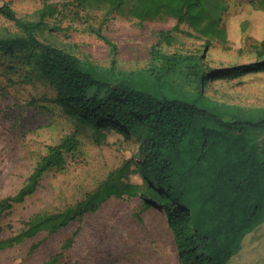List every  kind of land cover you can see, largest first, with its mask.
<instances>
[{"label":"trees","instance_id":"16d2710c","mask_svg":"<svg viewBox=\"0 0 264 264\" xmlns=\"http://www.w3.org/2000/svg\"><path fill=\"white\" fill-rule=\"evenodd\" d=\"M77 7L103 6L108 13L130 6V16L144 22L173 20L170 31L154 35L146 69H101L42 42L37 34L57 10L46 0L33 21L18 18L7 4L0 16L13 29L0 26V51L37 66L55 89L66 115L90 126L97 140L112 130L138 142L136 171L140 184L120 181L124 163L97 190L64 211L36 214L16 236L0 241V251L12 249L38 233L56 234L111 197L140 196L145 207L164 211L175 242L179 264H264V108L218 104L205 94L211 81L235 80L264 72L263 36L254 40L257 58L235 67L209 69L201 57L162 50L175 42L173 33L185 25L189 37L228 47L224 20L212 15L204 0H72ZM264 13V0L249 1ZM244 34L249 20L239 23ZM106 44L109 40L102 37ZM75 134L50 147L15 195L0 200V218L22 204L37 189L42 176L64 163V153L76 149ZM156 205V206H155ZM72 240L64 248L70 247ZM61 254L45 264H58Z\"/></svg>","mask_w":264,"mask_h":264},{"label":"rangeland","instance_id":"374dc122","mask_svg":"<svg viewBox=\"0 0 264 264\" xmlns=\"http://www.w3.org/2000/svg\"><path fill=\"white\" fill-rule=\"evenodd\" d=\"M249 1L204 0L206 10L226 23L228 47L217 42L204 47V41L189 37L187 33L192 31L182 25L179 33H173L175 42L170 47L162 44V50L201 57L209 69L254 62L256 42L247 37L262 38L264 13L251 9ZM46 2L57 13L46 20L47 28L37 34L38 39L101 69L112 65L126 73L146 69L150 49L157 44L154 33L170 31L176 25L173 20L139 25L130 16V6L108 13L107 7L82 8L72 0ZM2 3L18 18L33 21L44 0H0V6ZM245 19L249 26L242 34L239 23ZM0 26L13 29L2 16ZM205 94L218 104L264 108V72L211 81ZM74 134L76 149L64 153L62 167L47 171L36 191L0 218V241L18 235L33 215L59 213L73 206L124 163L129 169L120 181L140 184L136 171L139 144L133 135L105 130L101 132L103 138L97 140L90 126L78 125L66 115L55 89L35 64L0 51V200L16 194L50 147ZM69 240L72 244L64 248ZM58 254V264H179L164 211L145 207L140 196L111 197L95 212L56 234L38 233L12 249L0 251V264H45Z\"/></svg>","mask_w":264,"mask_h":264}]
</instances>
